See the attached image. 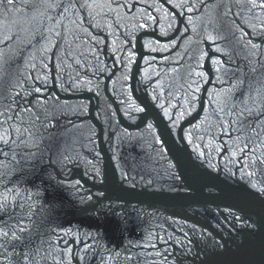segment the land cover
<instances>
[{"label":"water","instance_id":"95a60500","mask_svg":"<svg viewBox=\"0 0 264 264\" xmlns=\"http://www.w3.org/2000/svg\"><path fill=\"white\" fill-rule=\"evenodd\" d=\"M264 0H0V264H264Z\"/></svg>","mask_w":264,"mask_h":264},{"label":"snow or ice","instance_id":"6c2138e0","mask_svg":"<svg viewBox=\"0 0 264 264\" xmlns=\"http://www.w3.org/2000/svg\"><path fill=\"white\" fill-rule=\"evenodd\" d=\"M9 3H11V0H9ZM260 163L264 164V160L260 161Z\"/></svg>","mask_w":264,"mask_h":264}]
</instances>
